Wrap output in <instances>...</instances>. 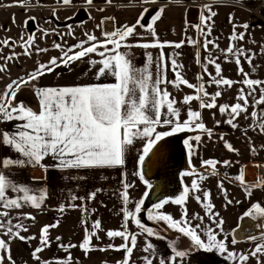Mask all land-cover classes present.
I'll return each mask as SVG.
<instances>
[{"label": "snow or ice", "instance_id": "1", "mask_svg": "<svg viewBox=\"0 0 264 264\" xmlns=\"http://www.w3.org/2000/svg\"><path fill=\"white\" fill-rule=\"evenodd\" d=\"M59 2L67 6L71 5L72 0H59ZM106 2L111 4L112 0H106ZM142 2L150 4L156 3L157 0H142ZM174 2L180 3V0H174ZM242 2L243 0H232V6L239 7ZM28 3L29 0H20L22 7ZM86 4L93 5V0H86ZM100 10L103 11V9ZM204 10L207 15L202 12L200 23L195 25L202 38V43L190 37L179 42L161 41L156 25L161 20L165 7L158 8L147 24L142 23L145 14L149 11L148 8H144L136 23L131 26L124 24L115 27L112 31H104L102 24H97L96 27L101 29L102 39L94 34L85 33L86 39L68 47L67 50H64L60 43H54L53 47L62 52L60 57H52L48 62L40 63L26 78H18L6 86L5 91L0 94V119L4 122L21 121L23 123L16 124L14 132H0V144L9 146L22 158H4L0 160V168L31 166L39 167L45 172L49 167L60 170L123 168L126 165L129 149L140 140L144 143L137 157V170L133 175L137 176L146 186V190L141 198L133 202L130 199L129 190L134 187V184L124 180L122 176L123 190L117 193L122 204L120 209L122 226L119 230L105 232L110 241L120 238L123 241L120 245L117 246L114 243H109L107 247L93 245V238L99 239L98 233L102 230L101 221L97 219L89 225L87 220H82L81 224L85 226V236L82 242L79 245L65 244L62 242L61 236H56L54 239L58 243V247L67 253L66 258L42 260L39 253L51 247L50 230L57 228L60 221L57 220L55 223L42 226L39 237H37L36 235L21 234L27 232L28 228L22 222L14 224L11 219L6 218L10 216L8 209H22L25 205H30L37 210L41 209L47 199V189H33L28 185L18 184L12 181L4 171H0V208L4 209L0 211V217L5 218L0 219V264H5V261L8 264H15L11 255V241L16 239L21 242L38 239L39 246L31 254L37 264H72L73 257L70 250L77 247L83 250L86 256L94 250L122 251L124 257L117 261V264H135L132 257L139 244L138 238L144 240L141 249L145 254L141 257L143 264H154V260L156 264H188L190 256L198 251L218 254L231 264H250L252 259L256 260V264H264V260L261 259L264 256V206L259 201L251 203L250 207L238 217L237 227H239L240 221L251 218L258 221L256 227L260 232L258 236L250 235L246 241H239L235 238V230L231 236L222 235L225 221L220 217L219 212L214 211L215 205L212 203L211 190L202 187L203 181L221 177L218 179L217 188L225 198L223 205L225 208L233 204V200L228 199L229 192L225 188V181L238 184L245 194V199L250 200L255 190L264 191V176L259 177L257 181L248 180L245 166L239 168L238 174L229 176L226 172L221 173L218 165L222 164L225 168H229L233 166V161L227 159L219 161L211 158L203 160L201 165L203 171L193 167L181 174L182 177L194 178L190 185H184L178 196L160 199L150 208L145 209V200L149 196V191L154 187L145 178L146 161L158 153L163 158V142L166 138L185 132L202 133L208 139L213 137V130L204 123L201 110L218 109L220 114L227 115L226 123L232 129L240 127L235 121L242 114L246 119L251 118L253 122L248 128H243L241 131L248 141L249 151L253 154H258V149L246 135L249 128L264 134V80L254 79L250 76V71L255 72L258 67L253 63L257 53L239 45V42L246 38L249 24L237 25L234 22V14L230 13L229 23L232 24V33L228 37L230 44L226 49H221L216 41L208 39L213 31V17L218 13L213 10L212 4L204 5ZM104 19L114 21L113 17ZM29 20L34 21L35 17L25 20V27ZM238 27L244 31L237 32ZM68 28L71 30V25H68ZM137 28L144 30L148 38H143L142 34L137 32ZM56 34L59 35V33ZM68 34L71 35L72 32L69 31ZM44 35L46 36L48 33L45 32ZM134 37H142V42L128 43L129 39ZM21 39L24 47L23 54L31 56V49L36 39L35 34L28 35L26 40L23 37ZM8 43L7 40L0 41V44ZM185 43L193 47L199 45L207 53V60L204 63L201 61L200 50L197 49L194 53L195 63L203 69V74L196 75L197 81H203L204 74H207L210 77L208 83L217 86L218 89L224 87L230 89L236 84L246 86V88H239L235 103L218 105L217 100L222 96L221 90L210 94L205 83L189 82L182 74L183 63L178 62L180 52L173 51L168 55L164 52L165 48L179 50ZM110 45L111 47H109ZM209 45H213L226 61L234 62L237 65L238 75L242 76L241 80L236 81L222 75L221 63L217 62L220 57L213 54ZM131 47L145 50L157 49L158 54L154 56L152 51H147L146 64L137 68L133 65L128 52L121 50ZM47 51V48L36 49L37 53ZM91 54H97L100 57V59L89 60V70L96 69L94 78L99 81L101 78L111 76L115 78V83H91L63 87H37L33 84L44 75L56 72L60 67L71 71L72 64L82 61L85 57H90ZM260 54L264 55V46L261 47ZM16 55L18 54L13 53L4 59L12 60ZM230 57L231 60H229ZM242 59L251 66L250 71H245L241 64ZM209 65L214 66L215 75L209 72ZM169 70L174 74V79H168ZM3 71H5V67H0V72ZM30 84L38 98V112L31 107H26L23 102L13 106V101L16 100L19 90ZM169 86L177 91H181L182 86H186L188 89H193L194 94H185L182 100L178 101L168 90ZM257 89H259L258 98ZM250 98L252 104L249 102ZM194 101L199 102V110H194L191 107ZM180 105L187 106L186 119L183 120H181L182 108ZM255 106H260V111L253 110L249 113V107ZM219 123L220 121H216L217 125ZM158 128L167 130L158 131ZM220 139L224 140V136L221 135ZM190 141H195V145ZM201 143V134L190 136L184 140V144L188 148L190 163L195 149ZM224 147L232 153H239V150L226 140H224ZM259 149L264 150V144L260 145ZM46 158H51L56 163L51 166L46 165L44 163ZM39 179H45V177ZM72 179H76V177H72ZM9 191L22 195L10 198ZM99 191L97 189L89 193L87 198L95 199ZM190 196L205 211L210 223H204L206 217L199 213L194 212L191 216L189 215L186 205ZM77 199L83 198L76 195L70 196L71 201ZM170 203L179 207V218H174L171 213L164 211L165 206ZM235 203L240 204L242 201L236 200ZM68 207L80 208L84 213L95 211L87 208L84 204H69ZM58 211L64 213L65 205H60ZM145 211L147 220L155 222L156 228L142 222L141 213ZM27 218L35 220V216L31 215ZM130 223L135 226L136 230L129 228ZM213 224L215 227L212 226ZM169 231L177 234L175 238H168ZM3 235H7L9 239H4ZM152 238L165 241L171 254L167 257L160 256L157 245L152 243ZM181 239H187L190 242L188 249L179 248L178 241ZM241 242L256 243L254 248L245 252L238 251L234 247Z\"/></svg>", "mask_w": 264, "mask_h": 264}, {"label": "crops", "instance_id": "2", "mask_svg": "<svg viewBox=\"0 0 264 264\" xmlns=\"http://www.w3.org/2000/svg\"><path fill=\"white\" fill-rule=\"evenodd\" d=\"M212 4L213 10L218 14L213 17L214 25L212 34L208 39L214 40L219 44L221 49H226L230 41L228 37L232 33V24L229 23V14H234V22L237 25L244 23L249 24V29L246 32V38L244 41L239 42L240 46L245 49H251L252 52L257 53L254 57L253 63L257 65L255 72L250 71V67L246 61L241 60L242 66L245 71H250L251 78L264 80V55L260 54V49L264 46V0H243L241 6H232V0H180V3L174 2V0H157L156 3L144 4L142 0H112L111 4L103 3L97 4L88 9L90 18L79 24V38L80 40L86 39L85 33L94 34L98 38L102 39L101 29L96 27L97 24H102L104 31H112L115 27L127 24L129 26L136 23L137 18L140 16L144 8H148L149 11L145 14V18L142 23L147 24L151 16L160 7H165V11L162 14V18L157 22L156 29L161 41H172L179 42L182 39L192 38L199 40L202 43V38L199 32L196 30L195 25L200 23V15L203 12L207 15L204 10V5ZM100 9H103L101 11ZM192 9L198 10V18L196 22L189 21V13ZM105 17H113V20H105ZM88 21V22H87ZM244 31L242 28H237V32ZM137 32L142 34L143 38H148L144 30L137 28ZM76 38L77 33L75 32ZM142 37L130 38L128 43L135 44L137 41L142 42ZM254 41V43H253ZM87 46V45H85ZM111 47V45L109 46ZM199 49L201 52L202 63L207 60V53L199 45L193 47L185 43V45L179 49L165 48L164 52L166 55L173 51H179L180 56L178 62L183 63L184 68L182 74L191 83H205V87L210 94H213L217 90L222 91V96L218 98L217 103L219 104H233L235 103V97L238 94L240 87H245L240 84L233 85L232 88L224 87L218 89L217 86L208 83L210 77L204 74L203 81H197L195 79L197 74H203V69L200 65H197L194 60V53ZM209 49L213 51L215 56H219L218 63L222 66V75L225 78L239 81L242 76L238 75L237 65L234 62H228L224 57L216 50L213 45H209ZM77 51L79 49H76ZM103 50V49H101ZM122 51L128 52L132 63L135 67H143L146 64V52L152 51L153 55L158 54L157 49L145 50L139 47L122 48ZM100 59L97 54H91L90 57H85L82 61H77L71 65V71L65 67H60L51 74H46L39 80L34 81L37 87H63L72 85H83L91 83H115L114 77L101 78L97 81L94 78L96 69L89 70V60ZM231 60V57L229 58ZM209 72L215 75L214 66L209 65ZM27 77L28 72H18ZM27 73V75H24ZM168 79H174V74L169 70L167 73ZM13 79L12 81H14ZM10 81V83H12ZM168 90L176 97L178 101L182 100L185 94H194L193 89H188L186 86H182L181 91H177L171 86ZM259 96V89H257V98ZM207 99V98H205ZM23 102L26 107H31L35 111H39L38 98L34 94L32 84L22 87L13 101V106ZM250 104L252 100L250 98ZM182 108L181 120L186 119L187 106L180 105ZM194 110H199V102L194 101L191 104ZM253 110L260 111V106L249 107V113ZM202 111V118L207 127L213 130V137L208 139L207 136L197 132H185L182 134L185 139L197 134L202 135V143L198 148L195 149V154L191 158L192 168H196L199 171H203L201 165L202 161L206 159H216L223 161L225 159L233 161L232 167L225 168L222 164L218 165V169L221 173H228L229 176L238 174L239 168L245 166L246 178L250 181H257L259 177L264 176V150H260L259 146L264 144V134L259 133L258 130L249 128L247 137L250 138L253 145L257 147L258 154H253L249 151L248 141L245 139V135L242 134L241 129L248 128L253 122L251 118L246 119L242 114L241 117L237 118L235 122L239 124V128L232 129L230 125L226 123L227 115L219 113L218 109H204ZM215 113V115H213ZM216 121H220L217 125ZM23 123L21 121H9L4 122L0 119V132L16 131V124ZM167 130L166 128H158V131ZM224 136V140L230 142L234 148L239 150V153H232L224 147V140L220 139V136ZM195 145V141H190ZM143 141L138 140L127 153L126 165L123 168H96V169H69L60 170L55 167H49L47 172L39 167H12L10 169L0 168V171H4L10 176V179L21 185H28L33 189L46 188L47 199L44 206L37 210L30 205H25L22 209H8L10 216L6 219H11L13 223H23L28 228L27 232L21 234L25 236L36 235L39 237L40 229L46 224L55 223L57 220L60 221L59 226L55 229L50 230L52 238L51 247L45 249L42 253H39L42 260L45 259H61L66 258L67 253L58 247V243L55 241L56 236L62 237V242L65 244L73 243L79 245L85 236V226L81 224L82 220H87L89 225L91 222L99 219L101 221V229L98 233L99 239L93 238V245L98 247H107L109 243L114 245H120L123 241L120 238H116L114 241H110L105 232L107 230H119L122 226V215L120 214L121 200L118 192L122 191V176L123 179L132 182L134 187L129 190L130 199L135 202L142 197L146 186L139 180L133 173L137 170L136 162L139 155L140 149L143 147ZM187 147V146H186ZM188 151V148H187ZM4 158H22L20 154L15 153L9 146L0 144V160ZM238 162V163H236ZM44 163L46 165H53L56 163L51 158H46ZM37 179H33V178ZM45 177V179H39ZM67 177V179H66ZM76 177V179H72ZM194 177H183V183L190 185L191 180ZM209 178L202 182V187L210 189L212 193V203L215 205L214 211L220 213L225 221L224 233L222 235H229L235 230V238L239 241H246V238L250 235L245 236V228L248 226L256 225L258 221H254L251 218H245L240 221L239 227L238 217H240L249 207L251 203L259 201L264 206V191L255 190L250 200L245 199L241 187L235 183H229L225 181V188L229 192L228 199L233 200V204L225 208V198L217 188L218 179ZM95 199L89 200L87 197L89 193L96 191ZM37 194H39L37 192ZM10 198H14L17 194L9 191ZM71 195H76L83 199H77L75 201L70 200ZM240 200L242 203L236 204L235 201ZM65 205L64 213L58 211L60 205ZM69 204H84L89 209L95 211H89L84 213L80 208L68 207ZM187 208L189 215L191 216L194 212L204 215L205 211L200 205L190 196L187 202ZM131 207V205H130ZM4 209L0 208V211ZM165 212L171 213L174 218H179L180 209L174 204H168L165 206ZM29 215L35 216V220L27 218ZM19 218V219H18ZM0 219H5L0 217ZM195 223V221H194ZM204 223H210L206 217ZM215 227V225H212ZM129 228L136 230L135 226L131 223ZM240 228V229H239ZM218 231V230H217ZM251 233V232H247ZM260 232L255 226V234L259 235ZM169 239H172L169 237ZM176 235H174L175 237ZM3 238L8 240L7 235H3ZM139 244L137 249L134 251L132 260L135 264H143L141 257L145 255L142 252L144 245L143 238H138ZM152 243L157 245L158 254L163 257H167L171 254L170 249L166 247L165 241H161L152 238ZM256 242H241L234 247L238 251H249L255 247ZM39 246L38 239L30 242H21L18 239L11 241V255L15 264H37L32 257V252ZM180 249H188L190 242L187 239H181L178 241ZM73 257L72 264H117L124 257L122 251H99L94 250L88 253L86 256L83 250L79 247L70 250ZM264 260V256L261 257ZM5 264H8L5 261ZM154 264L156 261L154 260ZM188 264H231L226 261L223 257L218 254H209L203 251H198L190 256ZM250 264H256V260L252 259Z\"/></svg>", "mask_w": 264, "mask_h": 264}, {"label": "rangeland", "instance_id": "3", "mask_svg": "<svg viewBox=\"0 0 264 264\" xmlns=\"http://www.w3.org/2000/svg\"><path fill=\"white\" fill-rule=\"evenodd\" d=\"M82 6L88 10L93 5H87L86 0H72L71 5L67 6L60 3L59 0H29V3L22 7L20 6V0H0V41H4L8 36L15 39L11 44H0V67H5V71L0 72V91L2 93L6 89L4 85L6 79L7 83L10 84L13 79L18 80V78L23 77L18 72L26 71L29 74L40 63H46L52 57H60L62 52L60 49L53 47L54 43H60L62 48L67 50L68 47L81 41L78 37L79 24H70V30L68 25L58 26L56 23L74 15ZM95 6L98 5L96 4ZM29 17H35L34 21L31 20L35 22L36 26L32 32H29L24 25V21ZM69 31L72 32L71 35L68 34ZM45 32L48 35L45 36ZM75 32L77 33V38ZM33 33L36 39L31 49L32 55L27 56L23 54L24 47L21 37L26 40L27 36ZM56 33H59V35ZM37 48H47L48 51L37 53ZM13 53L18 55L14 56L12 60L4 59L7 54L12 55ZM24 75H27V73ZM149 222L153 223L152 221ZM167 234L172 239L175 238L174 235H177L171 231Z\"/></svg>", "mask_w": 264, "mask_h": 264}, {"label": "water", "instance_id": "4", "mask_svg": "<svg viewBox=\"0 0 264 264\" xmlns=\"http://www.w3.org/2000/svg\"><path fill=\"white\" fill-rule=\"evenodd\" d=\"M94 5L107 3L106 0H93ZM71 19L57 21L58 26L82 23L90 18L86 7H80L77 12L70 16ZM198 10L192 9L189 13V21L196 22ZM185 137L176 134L166 138L163 142L162 156L158 153L146 161L145 178L153 184L149 196L145 200V209L160 199L178 196L184 187L182 173L192 169L189 162L187 147L184 144ZM141 220L148 222L146 211L141 213Z\"/></svg>", "mask_w": 264, "mask_h": 264}, {"label": "flooded vegetation", "instance_id": "5", "mask_svg": "<svg viewBox=\"0 0 264 264\" xmlns=\"http://www.w3.org/2000/svg\"><path fill=\"white\" fill-rule=\"evenodd\" d=\"M77 12V11H76ZM75 12V13H76ZM57 24V23H56ZM58 25V24H57ZM27 28H28V30H29V32L31 31H33L35 28H36V26H35V22H33V21H29L28 22V25H27ZM5 40H7V41H9V43L8 44H11V42H13V40H15V39H13L11 36H8V37H6V39ZM11 55V54H10ZM9 54H7L6 56H10ZM22 65V64H21ZM4 85L5 86H7L8 85V83H7V79L5 80V83H4ZM1 92V91H0ZM0 94H2V92L0 93Z\"/></svg>", "mask_w": 264, "mask_h": 264}, {"label": "bare ground", "instance_id": "6", "mask_svg": "<svg viewBox=\"0 0 264 264\" xmlns=\"http://www.w3.org/2000/svg\"><path fill=\"white\" fill-rule=\"evenodd\" d=\"M255 226H256V225L254 224L253 226H248V227H246L245 230H244V231L246 232V233H245V236H246V235H252V234H255ZM239 229H240V228H239ZM247 232H251V233H247Z\"/></svg>", "mask_w": 264, "mask_h": 264}, {"label": "trees", "instance_id": "7", "mask_svg": "<svg viewBox=\"0 0 264 264\" xmlns=\"http://www.w3.org/2000/svg\"><path fill=\"white\" fill-rule=\"evenodd\" d=\"M143 222V221H142ZM144 223V222H143ZM147 226H151V227H154V228H156L157 227V225L155 224V222H153V223H151V222H147V223H145Z\"/></svg>", "mask_w": 264, "mask_h": 264}]
</instances>
